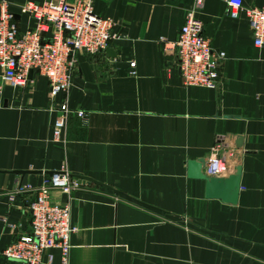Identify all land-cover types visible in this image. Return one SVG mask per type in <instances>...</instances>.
I'll return each instance as SVG.
<instances>
[{
	"label": "crops",
	"instance_id": "1",
	"mask_svg": "<svg viewBox=\"0 0 264 264\" xmlns=\"http://www.w3.org/2000/svg\"><path fill=\"white\" fill-rule=\"evenodd\" d=\"M25 1L54 0H0L18 32L34 25L20 13ZM195 1L91 0L93 13L113 23L110 54L76 53L70 87L52 103L44 77L31 72L11 88L0 69V252L28 228L24 208L34 193L15 195L11 205L8 195L62 169L164 213L92 183L52 190L51 201L67 204L77 229L67 264H264V47L253 46L242 11L230 19L225 0ZM240 1L242 8L264 2ZM187 14L224 54L213 88L182 85L174 68L169 48ZM61 102L71 113L55 142L58 112L48 107ZM213 147L231 165L220 178L240 167L234 205L205 199L204 182L186 176L189 160L203 159V173ZM0 264L18 263L0 255Z\"/></svg>",
	"mask_w": 264,
	"mask_h": 264
},
{
	"label": "built area",
	"instance_id": "2",
	"mask_svg": "<svg viewBox=\"0 0 264 264\" xmlns=\"http://www.w3.org/2000/svg\"><path fill=\"white\" fill-rule=\"evenodd\" d=\"M199 5V0L195 1ZM226 15L236 19L242 11L252 44L264 47V2L259 8H242L240 0H225ZM20 13L34 21L32 28L18 32L12 16L0 8V69L2 82L11 88H20L27 82L28 72H35L47 81L48 101L52 103L59 93H67L70 79L76 72V53L95 55L105 49L116 37L110 33V19L97 17L91 9V0H54L37 4L25 1ZM174 54V68L182 85L213 88L221 77L222 52L214 51L203 36L202 24L187 14L175 41L169 48ZM133 74L134 63L128 64ZM1 91V90H0ZM58 115L52 125V140L59 141L67 114L71 111L64 102L57 105ZM78 118L81 111L74 112ZM216 147L209 152L203 174L221 177L230 166L215 157ZM80 186L65 171L53 172L35 189L18 186L7 197L11 205L15 195L32 190V199L26 202L28 228L15 235L0 255L18 264H67L69 239L77 229L70 223L67 204L51 201L52 190L67 194Z\"/></svg>",
	"mask_w": 264,
	"mask_h": 264
},
{
	"label": "water",
	"instance_id": "3",
	"mask_svg": "<svg viewBox=\"0 0 264 264\" xmlns=\"http://www.w3.org/2000/svg\"><path fill=\"white\" fill-rule=\"evenodd\" d=\"M104 53L110 54V49L105 48L103 50ZM113 57V55H110ZM31 72H28L30 74ZM29 76V75H28ZM234 148L235 149H240L241 148V138H235L234 140ZM204 162L203 159H197L194 161H187L186 162V176L189 179H194V180H201L204 182V192H203V197L205 199H216L219 200L223 204H228V205H234L237 201V195H238V190H239V175H240V167L236 166L234 167V171L232 174L228 175L225 178H220V177H209L206 176L202 173V168H203ZM53 173V172H52ZM48 173V175L52 174ZM14 174H24L22 172H14ZM77 182H87V183H92L97 186L103 187L107 190H110L116 197L119 199L125 200L127 202H130L132 204H135L137 206H140L144 209H147L157 215L162 216L164 213L150 207L148 205H145L139 201L133 200L122 193L112 190L109 187H106L102 184H99L89 178L86 177H80L76 176L74 177Z\"/></svg>",
	"mask_w": 264,
	"mask_h": 264
}]
</instances>
